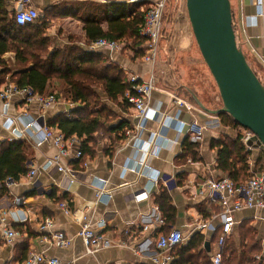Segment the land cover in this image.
Here are the masks:
<instances>
[{"label": "crops", "instance_id": "crops-1", "mask_svg": "<svg viewBox=\"0 0 264 264\" xmlns=\"http://www.w3.org/2000/svg\"><path fill=\"white\" fill-rule=\"evenodd\" d=\"M20 1L5 0L7 9L15 11ZM140 1L143 0H32V4L44 8L61 3L70 7L62 10V13H66L62 15L64 23L56 26L55 21L49 19L46 35L52 41L50 52L56 47L77 43L87 51L100 54L108 64L118 63L128 74L135 73L147 79L151 73H155L157 83L150 100L149 114L145 117H141L132 106L127 111L119 107L121 113L113 126L119 129V133L128 131L126 139L116 141V136L106 131L101 134L100 142L92 145L94 153L78 156L81 144L78 138L73 137L68 155L62 157L63 165L72 169L68 174L54 164L44 168L59 149L51 141L37 143L42 137L40 128L44 123L60 131L51 125L52 122L61 114L70 116L77 107H84L80 101L73 102L68 98V86L57 80L47 85V93L59 95L57 102L47 109L37 103L26 104L18 97L9 101L0 98V141H25L32 151L28 153L27 174L18 180L10 182L7 178L0 182V264H21L31 252L58 257L68 264H159L154 262V257L173 256V249L163 251L157 248V239L161 234L179 229L188 242L194 233L200 232L197 227L202 222L207 221L211 226V229L203 231L208 239L217 227H221V220L217 217L221 207L204 185L212 177H229L218 166L219 153L211 145L213 139L240 138L250 152L249 172L253 175L260 170L264 162V147L249 149L242 140L243 128L225 126L218 115L201 109L191 93L195 92L211 109L222 107L219 90L214 88L217 84L203 59L192 29L190 31L183 25L184 38L176 46L185 50L186 54L190 53L185 57L191 58L189 62L175 60L172 54L164 59L160 46L161 56L158 53L155 61H134L122 52L90 49L91 42H88L84 28L86 24L82 20L87 10H75L78 6ZM146 1L152 4L158 0ZM231 2L240 44L264 83V0ZM56 12V15H60V9ZM95 13V18H99L101 26L107 29V8L103 6ZM169 45H172L171 41ZM2 59L7 64L0 65V91L14 83L12 75L21 69L14 51L6 52ZM166 63L175 65L176 70L170 72V69H161ZM194 66L201 68V73L213 86L215 93L212 92L209 98L199 87L198 72L193 70ZM177 99L188 106L179 105ZM8 117L21 118L9 127ZM194 120L206 127L202 139L194 140L188 133V123ZM27 121H35L34 126L26 128L24 122ZM140 123L141 128L137 127ZM15 127L24 131L22 137H14L12 130ZM186 138L198 143L197 158L183 157ZM32 168H38L34 177L29 176ZM156 178L157 184L153 181ZM163 191H168L175 208L173 224L166 222L157 203ZM144 192H147V197L135 198ZM63 202L69 205L70 214L61 207ZM235 218L231 234L240 240L242 225L256 229L257 239L262 246L260 261L263 262L264 208L238 211ZM47 219H51L52 225L42 230L41 226ZM84 223H91L93 230L103 237L101 248L94 253H88L78 234ZM7 229L18 233L11 241L5 237ZM62 238L69 240V245H61ZM216 242H212V245L210 242L213 253Z\"/></svg>", "mask_w": 264, "mask_h": 264}, {"label": "trees", "instance_id": "trees-1", "mask_svg": "<svg viewBox=\"0 0 264 264\" xmlns=\"http://www.w3.org/2000/svg\"><path fill=\"white\" fill-rule=\"evenodd\" d=\"M64 4L45 7L35 23L22 26L16 22L15 11L10 12L5 0H0V65L7 64L2 56L6 52L14 51L17 54V65L21 69L12 75V81L18 86H29L42 95H50L54 94L46 91L50 82L52 84L57 80L62 85H67L68 98L73 102L80 101L84 107H77L70 116L59 115L51 125L57 127L67 139L78 138L82 155L90 154L94 153L92 145L97 144L99 133L107 131L109 135L116 136V141L126 139L128 131L119 133L118 128L107 123L106 113L112 115L113 112L108 109L104 100L109 99L123 111H127L131 104L126 99V93L131 90V83L128 73L118 63L108 64L100 54L87 51L77 43L56 47L50 52L52 41L46 35L50 22L47 14L56 15L59 9L60 15L66 14L62 10L70 7H65ZM103 6L107 8V29L101 26L102 21L99 18H95V12ZM139 6L130 2H113L108 5L87 3L75 10H87L82 20L86 24L84 28L89 43L100 38L125 42L131 39L134 56L143 57L147 38L141 34V29L148 8L142 10ZM255 71L257 72L256 69ZM55 95L59 97L58 94ZM218 116L227 127L243 128L228 113H219ZM211 145L218 150L219 168L237 184L252 176L248 164L250 152L240 138L213 139ZM183 146L184 158H197V142L186 138ZM28 153L32 151L25 141H0V182L7 178L18 180L27 174L30 161ZM157 203L166 222L173 224L175 208L168 191L161 193ZM220 233L221 227L215 229L210 239L203 232L194 233L186 244L173 249L171 264H214L213 251H207L205 243L210 241L212 245ZM239 237L240 240H237L231 234L226 241L223 248L224 264H264L256 257L262 252L256 229L250 225H242Z\"/></svg>", "mask_w": 264, "mask_h": 264}, {"label": "built area", "instance_id": "built-area-1", "mask_svg": "<svg viewBox=\"0 0 264 264\" xmlns=\"http://www.w3.org/2000/svg\"><path fill=\"white\" fill-rule=\"evenodd\" d=\"M135 1V0H134ZM168 0H158L152 3L147 9L145 14L144 25L141 29V34L147 38L145 61H155L159 53L160 40L163 33L164 25V14ZM20 6L15 11V19L19 25H28L35 23L40 18V10L38 7L32 5V0H21ZM125 48L124 40H110L107 38H100L90 44V49H107L111 52H121ZM129 82L131 83V90L126 93V99L135 108L141 117H145L149 114L150 100L152 97L153 90L156 88L157 76L155 73H151L147 79L141 78L135 73L128 74ZM13 97H18L24 100L26 104L37 103L43 109L51 107L57 102V96L55 94L42 95L36 92L32 87H20L15 83H11L5 86L0 91V98L9 101ZM179 105H186L183 101L176 100ZM8 104V103H7ZM21 117H8V126H12ZM35 121L24 122V126L33 127ZM141 123L137 127L141 128ZM42 137L37 140L38 144H42L46 141H51L59 151L53 158H50L45 164L44 168L52 166L53 164L57 168L68 174L71 172V168L63 165L62 157L69 153V143L73 141V138L67 139L62 132L55 131L49 125H42ZM206 131V127L197 120L188 123V133L194 140L202 139ZM242 140L249 149L255 146L264 147L263 144L259 143L256 134L248 128L243 127ZM14 137H22L24 131L20 128L15 127L12 130ZM77 155L81 156L82 151L78 150ZM38 172V168H32L29 172L30 177H34ZM13 178H9L8 181H12ZM157 184L158 179H153ZM205 187L208 188L209 192L215 197L221 207L218 218L221 220V233L216 242V250L213 253L212 260L214 264H224L223 248L230 237L236 218L235 213L244 209L251 208H264V162L262 163L260 170L255 172L248 180L237 184L230 177H212L204 182ZM144 196L142 197L141 195ZM147 192L136 195L135 198L142 199L147 197ZM61 207L65 213L70 214L71 209L67 202L61 203ZM52 225L51 219H47L41 226L42 230L47 229ZM105 223L102 222V226ZM211 229L207 221L202 222L198 225L197 229L200 232ZM18 233L13 229H7L5 231V237L8 241L17 235ZM79 236L82 238L88 253H94L99 250L103 244L102 235L96 233L91 227V223H84L83 227L79 231ZM187 237L179 229H173L172 231L161 234L157 239V248L163 251H172L177 246L186 244ZM60 244L63 246L69 245V240L61 239ZM257 259L261 256L257 255ZM173 256H157L154 257V262L159 264H171ZM264 262V260H263ZM21 264H68L58 257H50L45 253L31 252L30 255L21 262Z\"/></svg>", "mask_w": 264, "mask_h": 264}, {"label": "water", "instance_id": "water-1", "mask_svg": "<svg viewBox=\"0 0 264 264\" xmlns=\"http://www.w3.org/2000/svg\"><path fill=\"white\" fill-rule=\"evenodd\" d=\"M187 13L203 59L217 84L222 107H207L191 92L201 109L228 113L253 131L264 145V83L250 64L236 31L231 0H186ZM211 251L210 242L205 243Z\"/></svg>", "mask_w": 264, "mask_h": 264}, {"label": "rangeland", "instance_id": "rangeland-1", "mask_svg": "<svg viewBox=\"0 0 264 264\" xmlns=\"http://www.w3.org/2000/svg\"><path fill=\"white\" fill-rule=\"evenodd\" d=\"M137 4H138V6L140 5L139 7L142 10H146L147 8H149L152 5L151 1H146V0L137 2ZM32 5L38 7L41 12L44 9V7H42L36 3H33ZM43 14L45 15V12H43ZM51 14L52 13L47 14V17H48V19H53L55 21L54 24L56 26H58V24L64 23L62 15H55V13L52 15ZM163 22H164V25H163L164 29H163L162 38L160 41V52L164 53V57L169 56L168 54H170V55L172 54L173 55L172 58L175 60L184 59L185 61H188V62L191 61V58H189V57L187 59L185 58L186 55H190L189 51H187V53H189V54H186V52H184L185 50H181V47H178V48L176 47L177 45L181 44V40L184 38V36H183V30L185 29L184 26H186V28L188 27V30L190 28V31L192 29L191 24L189 22L188 13H187L186 0H168ZM169 41H171L173 46L169 45ZM132 45H133V43H132L131 39L129 40V42L126 41L125 42V48L121 52L124 53L125 55L127 54L134 61H137L138 59L144 61L145 53H144L143 57L142 56H134L135 53H134V50L132 49ZM167 51H168V53H167ZM177 53H179V54L175 55ZM182 53H184V54H182ZM159 54H160L159 56H161V53H159ZM166 57L164 59H166ZM159 58L161 59V57H159ZM174 68H176L175 65L172 66L170 63H166V64L162 65L161 69L166 70V71L170 69L171 70L170 72H174L176 70ZM161 69H159V70H161ZM193 70L195 72H198L200 89L203 91V93H205V97L209 98V96H212V92H213L212 84L211 83L209 84V82H208L209 79L205 78L203 73H201V68L194 66ZM214 88L216 89V91H218L217 86H214ZM214 93L215 92H213V94ZM104 103L107 104L108 109L113 112L112 115H109L110 113H108V112L106 113L107 114V119H106L107 123L109 124V126L114 125L115 122L118 121V118H119L118 115L121 113L120 112L121 109L114 102L112 103V102L108 101L107 99L104 100ZM101 134L102 133H99L100 137L98 136L97 143H99L101 140V137H102ZM256 147H258V144Z\"/></svg>", "mask_w": 264, "mask_h": 264}]
</instances>
